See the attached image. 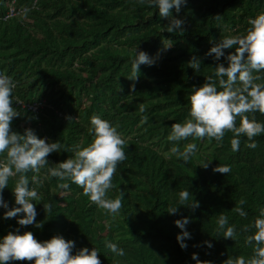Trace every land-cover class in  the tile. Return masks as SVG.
<instances>
[{
	"label": "trees",
	"instance_id": "trees-1",
	"mask_svg": "<svg viewBox=\"0 0 264 264\" xmlns=\"http://www.w3.org/2000/svg\"><path fill=\"white\" fill-rule=\"evenodd\" d=\"M12 1L0 0V75L14 81L12 102L20 115L12 121V130L23 134L30 128L38 138L59 141L67 149L76 144L86 147L92 141L91 117L99 116L118 125L127 159L117 166L113 188L107 193L110 199L120 190L125 194L115 218L92 204L75 184L69 182L70 188L63 190L57 178L43 179L42 184H30L41 196L33 203L35 223L43 227H21L17 221L23 214L5 220L6 210L0 208V239L17 229L21 235L31 232L39 242L60 235L75 242L73 255L84 247L96 248L101 264H196L194 253L210 264L241 255L250 258L252 248L244 240L255 230L246 233L243 227L264 208V134L254 138L255 149L247 148L250 141L240 137L235 152L231 132L220 143L189 138L176 144L167 136L173 123L188 118L192 88L213 76L216 64L227 67L223 57L215 61L205 58V53L222 38L245 34L248 19L264 13V0H187L179 14L172 10L174 17L185 20V31L171 34L165 32L168 21L158 9L138 0H15L16 6L30 11L3 20ZM165 46L171 48L165 50ZM136 50L146 52L155 63L141 65L138 79L129 80ZM231 51L225 50V55ZM193 56L201 60L198 72L188 67ZM18 101L41 102L45 107L34 113ZM140 104L145 105L144 113L139 111ZM247 115L264 124V115ZM69 116L73 120H67ZM188 143L197 147L185 164L170 149L177 146L183 151ZM64 148L47 157L49 166L73 156ZM203 162H210L207 169ZM219 165L230 166L231 171L214 173ZM46 171L41 169L38 179ZM27 175L31 182L34 173ZM13 186L14 179H10L3 192L9 210L17 207ZM184 190L190 197L180 205L179 193ZM193 198L200 205L195 210L187 207ZM241 199L246 201L241 207L247 217L231 211ZM50 202L52 211L46 214L43 204ZM169 207H180L178 214L169 215ZM221 212L229 226L236 228L233 240L223 239V230H217ZM185 217L190 220L186 230L191 239L181 249L176 240L181 230L174 221ZM98 230L124 249L125 256H116L103 246L95 235ZM205 241L213 247L209 249Z\"/></svg>",
	"mask_w": 264,
	"mask_h": 264
},
{
	"label": "clouds",
	"instance_id": "clouds-1",
	"mask_svg": "<svg viewBox=\"0 0 264 264\" xmlns=\"http://www.w3.org/2000/svg\"><path fill=\"white\" fill-rule=\"evenodd\" d=\"M140 4L147 3L149 7H155L162 19L168 23L164 25L165 32L184 33L185 20L178 19L172 15L175 9L179 14L181 7L187 0H138ZM24 15L30 9L21 10ZM219 19V16L216 17ZM247 23L250 27L242 35H233L220 39L205 53V58L212 57L219 61L222 57L227 63L216 64L213 76L205 79L200 87H193L188 96L189 112L188 118L182 123H173L167 140L178 144L189 138L221 142L226 132H231V149L239 151L240 137H246L250 143L246 147L255 149L257 144L254 138L264 134V124L259 123L249 113L264 115V13L258 14L254 19L249 18ZM166 47L165 50L170 49ZM225 50L231 51L225 55ZM153 58L144 51H135L132 59V73L129 80H137L141 65L152 66ZM188 67L198 72L201 67L200 58L193 56L188 62ZM256 73V74H254ZM16 87L11 77L0 75V208L5 209L3 219L8 220L23 214V218L17 223L21 227L34 225L42 228L43 223H35L37 217L36 203L41 196L36 188L30 184H42L43 179L57 178L58 188L68 190L70 183L75 184L83 190V195L89 197L90 202L98 208L105 210L106 214L115 218L121 208L124 192L120 190L115 199L107 198V193L113 188V177L117 166L127 159L125 154L126 141L118 132V125L113 126L109 121L99 116H92L88 133L92 141L84 147L80 144L71 149L64 148L59 141L49 143L46 139L38 138L34 130L26 128L23 134L12 130V121L20 116L14 109L12 102L13 89ZM218 88L220 90H218ZM134 91V85L132 86ZM140 113L145 112V105L140 104ZM239 125L237 126V118ZM73 120L72 117H66ZM147 116L142 122H147ZM196 144L188 143L184 150L173 146L171 155L182 160L185 164L194 156ZM73 152V156L54 166H49L47 157L52 153H59L61 149ZM168 155V154H166ZM210 162H203L202 167L207 169ZM47 168L43 178L38 179L41 169ZM230 166H217L214 173L228 174ZM32 172L31 182L27 173ZM10 179H14L12 194L17 207L9 210L7 202L3 198V192L8 188ZM70 182V183H69ZM190 197L188 190L179 193V204L184 205ZM246 201L241 199L231 211L240 217H247V213L241 207ZM53 204L44 203L43 210L46 214L52 211ZM195 210L200 207L195 201L187 206ZM180 207H169V215H177ZM190 223L188 218L174 221L177 228L181 230L176 236L177 243L181 249H186L185 240L191 239L186 226ZM218 231L223 230V239L233 240L236 236L234 225L229 226L228 217L222 212L218 214ZM253 234L245 237L244 243L252 248L250 258L243 255L235 258L228 257L223 264H264V208L259 210V216L251 224L244 225V232ZM9 232L0 239V264H11V262H33L34 264H101L99 251L92 248L90 251L84 247L73 255L75 242L66 240L60 235L39 242L31 232L18 234ZM204 244L211 249L212 243L205 241ZM199 246V245H195ZM194 246V247H195ZM106 247L116 256H125V251L116 243H107ZM196 264H210L208 261L201 262L197 254L192 255Z\"/></svg>",
	"mask_w": 264,
	"mask_h": 264
},
{
	"label": "built area",
	"instance_id": "built-area-1",
	"mask_svg": "<svg viewBox=\"0 0 264 264\" xmlns=\"http://www.w3.org/2000/svg\"><path fill=\"white\" fill-rule=\"evenodd\" d=\"M14 2H15V0H13L9 4L7 11L5 12V14L3 16V20H7L10 18H14V17H18V16L23 15L21 10L26 8V7L16 6V4ZM17 104L20 105L23 109H27L28 111H32L34 113H38V111L40 109L45 107V104L41 103V102L33 103V104H26V103H23L22 101H18Z\"/></svg>",
	"mask_w": 264,
	"mask_h": 264
},
{
	"label": "rangeland",
	"instance_id": "rangeland-1",
	"mask_svg": "<svg viewBox=\"0 0 264 264\" xmlns=\"http://www.w3.org/2000/svg\"><path fill=\"white\" fill-rule=\"evenodd\" d=\"M205 139H208L207 137H205ZM209 140V139H208ZM217 142V141H216ZM217 143H220V142H217ZM216 143V144H217ZM95 235L97 236V238H100L103 246H106L107 243L110 242V240H108L106 237H104V233L102 230H98V233H95Z\"/></svg>",
	"mask_w": 264,
	"mask_h": 264
}]
</instances>
